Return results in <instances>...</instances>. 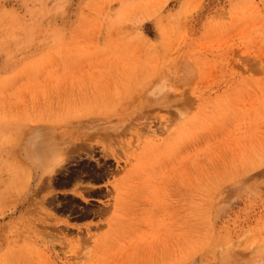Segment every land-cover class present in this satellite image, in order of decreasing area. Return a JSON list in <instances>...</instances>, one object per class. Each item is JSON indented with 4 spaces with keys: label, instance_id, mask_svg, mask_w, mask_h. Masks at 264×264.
<instances>
[{
    "label": "rangeland",
    "instance_id": "1",
    "mask_svg": "<svg viewBox=\"0 0 264 264\" xmlns=\"http://www.w3.org/2000/svg\"><path fill=\"white\" fill-rule=\"evenodd\" d=\"M0 264H264V0H0Z\"/></svg>",
    "mask_w": 264,
    "mask_h": 264
},
{
    "label": "bare ground",
    "instance_id": "2",
    "mask_svg": "<svg viewBox=\"0 0 264 264\" xmlns=\"http://www.w3.org/2000/svg\"><path fill=\"white\" fill-rule=\"evenodd\" d=\"M155 102V101H154Z\"/></svg>",
    "mask_w": 264,
    "mask_h": 264
}]
</instances>
